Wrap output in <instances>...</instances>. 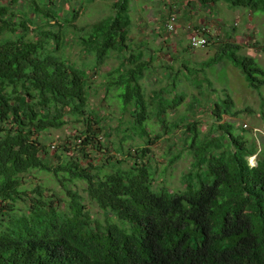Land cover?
Returning a JSON list of instances; mask_svg holds the SVG:
<instances>
[{
	"label": "trees",
	"instance_id": "1",
	"mask_svg": "<svg viewBox=\"0 0 264 264\" xmlns=\"http://www.w3.org/2000/svg\"><path fill=\"white\" fill-rule=\"evenodd\" d=\"M46 1L43 9L33 0L16 9L17 0H0V264H264V144L258 152L255 140L233 133V124L223 115L236 118L239 112L227 96L212 101L215 120L202 138L198 122L189 121L188 115L167 119L185 98L178 92L181 78L199 88L197 75L227 60L251 89L259 90L264 70L238 53L241 48L230 42L229 33L218 31L230 39L220 43L209 38L205 47L220 43L213 57L178 68L159 64L167 84L148 93L142 80L153 72L163 50L150 51L146 40L136 43L130 37L131 0L103 4L110 13L88 24L77 23L79 12L87 8L72 5L76 0ZM220 1L264 14V0H186V8L193 13L198 6L200 13L210 15ZM175 3H165L168 15L159 16L167 35L173 36L181 30L182 17ZM171 18L175 32L166 28ZM192 21L185 27L186 42L196 50L188 37L202 26ZM72 46L92 57L93 71L112 55L119 59L120 65L106 74V89L115 90L130 115V129L141 140L122 154L125 160L118 158L121 149L114 156L107 153L101 163L100 156L93 161L87 154L90 148L104 156L107 148L100 141L102 118L89 104L96 74L72 63L66 56ZM165 46L163 40L158 47ZM152 118L161 130L153 137ZM69 120L81 126L74 136L80 148L67 140L56 148L60 153L50 156L39 138ZM178 130L186 137L177 136ZM173 135L192 157L181 177L184 188L175 192L155 187L150 156L153 142ZM255 155L253 167L248 158ZM179 157L170 156L168 165ZM32 172L49 175L65 188L68 199L46 196L40 185L27 191L24 176ZM76 181L85 184L84 192L104 222L92 218L81 196L68 188ZM19 201L25 210L16 207Z\"/></svg>",
	"mask_w": 264,
	"mask_h": 264
},
{
	"label": "rangeland",
	"instance_id": "2",
	"mask_svg": "<svg viewBox=\"0 0 264 264\" xmlns=\"http://www.w3.org/2000/svg\"><path fill=\"white\" fill-rule=\"evenodd\" d=\"M3 1L9 3V0ZM31 1L32 0H17L16 9H20L18 8L21 6L20 4H29ZM112 1L114 0H94L90 5V0H76L72 5L78 4L83 8H87L85 11L79 12L77 15V23L78 21L82 24L93 23L97 21L101 15H108L111 11L110 7L104 6V8L102 5L105 3L109 4ZM33 2L39 9H43L47 4L46 0H33ZM173 2L174 0H131L130 3L133 20L130 37L136 43L146 40L149 44L150 48H148L150 51L158 52L159 50H163L157 56L160 61L155 63L153 72L147 73L142 80V84L148 93L152 89H160L167 84V81L164 80L162 71L158 68L159 64L169 63L178 68L177 66L187 64L195 65L194 62L200 63L206 61L218 52L219 44L222 42L225 43L227 41L225 39L227 38H231L230 42L241 48L238 52L240 55L253 58L259 68L264 70V53L261 51L263 48L262 46H264V14H251L249 10L231 7L224 1H220L212 9L213 14H205L207 21L205 25H202V28L210 34L208 38L220 43L218 45L212 44L208 47L190 50L187 48V42L184 38L181 39L180 44L177 43V34L179 31L177 30L174 36L173 34L167 35V31L162 27V22L159 19V16L164 12H167L168 15V10H164L165 7H167L165 3ZM176 2L175 4L181 7L177 15L183 16L187 10L191 12V9L186 8V0H181L180 2L176 0ZM182 2L185 3L182 4ZM181 4L183 6H181ZM11 5L15 7V4L12 3ZM67 5L68 4H66V6ZM13 7L10 8L13 9ZM55 7V9H58L57 5ZM27 8L29 9V6H27ZM198 8V6L194 7V9H196L194 10V14L197 13V17L202 14L199 13L201 11H199ZM32 10H34L33 7L29 9L30 12H32ZM60 11L63 13V9ZM55 12H57V10H55ZM188 20H194V17L190 16ZM180 21L181 24L187 22L184 20ZM30 26L34 28V25ZM218 31H221L224 35L229 33L230 38L224 36L220 37ZM30 36L32 37V34H30ZM163 40L166 44V48L161 49L162 46H158ZM148 48L144 50L147 55H149ZM68 50L66 56L72 63H75L77 66H84L89 75H91L92 72L96 74V76L91 78L92 89L90 90L89 104L102 118L104 129L100 141L104 144L105 148H107V151H102V154H104L103 156L97 151L93 153L91 149L88 148L87 154H91L90 158L92 160L95 159L96 155L100 156L101 163L105 160L103 158L107 153L114 156L116 152L115 149H121L122 152L118 155V158L125 160L122 154H126L129 149L140 145L141 140L135 136L130 129V125L128 124L130 115L128 111L123 110L121 107L120 102L116 98L115 90L108 92L106 89V74L120 65L119 59L112 55L98 68V70L93 71L89 65L92 62V57L90 55L80 53L79 48L76 46H72V48L70 47ZM172 57L175 59L176 64L172 60ZM204 70L205 71L201 72L196 77L198 79L197 82L200 84L199 88H196L192 81L181 78L182 82L178 87V92L184 93L185 98L183 103L175 111L169 113L167 118L168 121L188 115L189 121L195 120L198 122L201 133L200 137L202 138L204 135L208 134L215 120L214 116L210 113L212 101H219L218 99H224L227 96V98L232 100L234 111L239 112V115L236 118L223 115L224 121L233 124V133L235 135L239 134L243 136L245 140H255L258 148L257 151L259 152L261 144H264V85L259 90L251 89L247 85L240 70L235 68L227 60H223L219 64ZM158 80H160L161 83H159ZM200 91L204 95V98H202L201 95L199 96L198 92ZM194 98H197L199 104ZM192 102L195 103L194 106L197 105L194 111L190 109ZM149 125L151 137L161 133L155 118L151 119ZM241 127L245 132L241 131ZM79 130H81V126L75 121L69 120V123L61 129L50 130L39 139L48 147L50 156H53L57 152L60 153L59 148H56L59 145H63L67 140L71 144L76 143L80 148V142L74 140V136L79 134ZM176 133L177 136H182L181 133H183V131L178 130ZM185 137L186 135H183L181 138ZM166 140H168V142ZM179 140L182 139H177L175 135L169 137L163 136L160 140L150 145L152 167L155 172L154 185L156 188L165 187L171 192L183 190L184 188L181 183V177L190 169L192 157ZM169 147H171L170 150L168 149ZM177 153L180 155L178 160L172 165H168L170 156L177 155ZM256 158V155L249 157L248 164L254 167L256 165ZM52 160L53 162L57 161V159L54 158ZM24 180V188L27 191H30L36 185H40L43 187L46 196L55 195L64 202L68 199L65 188L47 174L32 172L31 174L25 175ZM68 188L81 196L83 204L87 206V210L92 218L104 222L105 219L101 210L94 202L88 199L84 192L85 184L83 182L76 181L74 184L68 185ZM16 207L25 210V206L21 201L17 202Z\"/></svg>",
	"mask_w": 264,
	"mask_h": 264
},
{
	"label": "built area",
	"instance_id": "3",
	"mask_svg": "<svg viewBox=\"0 0 264 264\" xmlns=\"http://www.w3.org/2000/svg\"><path fill=\"white\" fill-rule=\"evenodd\" d=\"M166 28L169 32H175L176 23L173 18H171L169 23L166 24ZM188 39L193 49L204 48L209 42V38L203 28L201 30H196L188 37Z\"/></svg>",
	"mask_w": 264,
	"mask_h": 264
},
{
	"label": "crops",
	"instance_id": "4",
	"mask_svg": "<svg viewBox=\"0 0 264 264\" xmlns=\"http://www.w3.org/2000/svg\"><path fill=\"white\" fill-rule=\"evenodd\" d=\"M199 10V9H198ZM200 11V10H199ZM187 12H185V14L181 17V20H184V21H187V22H184V24H181V30H179L178 34H177V43L180 44V39H182L184 37L185 40H187V33L185 32V27H187L188 24H190L191 22L193 23V21L191 20H188L190 18L189 15L186 14ZM192 13V11H191ZM200 13V12H199ZM197 13L194 14V12L192 13L191 16L194 17V24L195 26H202V25H205L207 19L205 18V14H200L198 17L196 16ZM187 24V25H185ZM220 34V32H218ZM221 37V36H220Z\"/></svg>",
	"mask_w": 264,
	"mask_h": 264
}]
</instances>
